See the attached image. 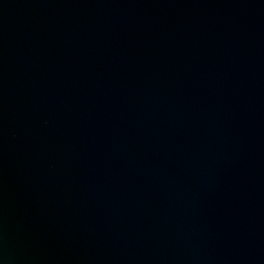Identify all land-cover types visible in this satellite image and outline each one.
<instances>
[{
  "label": "water",
  "instance_id": "95a60500",
  "mask_svg": "<svg viewBox=\"0 0 264 264\" xmlns=\"http://www.w3.org/2000/svg\"><path fill=\"white\" fill-rule=\"evenodd\" d=\"M0 264H264V0H0Z\"/></svg>",
  "mask_w": 264,
  "mask_h": 264
}]
</instances>
